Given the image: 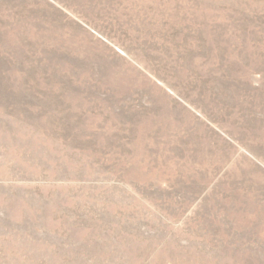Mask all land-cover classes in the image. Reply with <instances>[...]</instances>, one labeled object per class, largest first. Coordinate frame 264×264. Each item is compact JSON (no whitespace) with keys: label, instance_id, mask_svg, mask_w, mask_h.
I'll return each mask as SVG.
<instances>
[{"label":"rangeland","instance_id":"374dc122","mask_svg":"<svg viewBox=\"0 0 264 264\" xmlns=\"http://www.w3.org/2000/svg\"><path fill=\"white\" fill-rule=\"evenodd\" d=\"M0 264H264V0H0Z\"/></svg>","mask_w":264,"mask_h":264}]
</instances>
